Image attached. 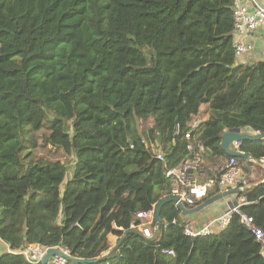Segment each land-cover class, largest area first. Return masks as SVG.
Wrapping results in <instances>:
<instances>
[{
  "label": "trees",
  "instance_id": "obj_1",
  "mask_svg": "<svg viewBox=\"0 0 264 264\" xmlns=\"http://www.w3.org/2000/svg\"><path fill=\"white\" fill-rule=\"evenodd\" d=\"M232 7L0 0V240L10 250L38 244L94 260L113 248L109 235L118 243L139 231L136 215L171 197L166 169L187 157L184 137L202 105L208 120L190 140L201 144L203 163L229 158L224 132H264V59L235 57ZM39 142L72 159L39 156ZM240 151L255 161L249 167L264 161L263 140L243 141ZM219 193L208 186L192 208ZM240 198L224 230L195 238L167 203L155 242L130 232L100 264H264V243L240 223L251 218L264 239V184ZM0 250V264H28Z\"/></svg>",
  "mask_w": 264,
  "mask_h": 264
},
{
  "label": "built area",
  "instance_id": "obj_2",
  "mask_svg": "<svg viewBox=\"0 0 264 264\" xmlns=\"http://www.w3.org/2000/svg\"><path fill=\"white\" fill-rule=\"evenodd\" d=\"M232 20H233V48L235 57L241 61L249 58L253 51L252 36L256 32L264 28V0H233L232 7ZM201 121L193 119L189 124V130L185 134V139L189 141L187 145V157L180 162L175 168L166 169V177L170 179L171 183V196L177 197L182 203L187 206H193L194 203L200 200L204 195L206 188L210 185H217L220 192L226 191L235 187L240 190L248 187L246 176L243 173L242 167L237 158L229 157L223 163L220 176L215 181H209L204 185H199L195 182L193 174L202 169L203 148L200 143L194 146L191 142V135L196 130ZM264 141V139H263ZM242 142L237 141L231 145L233 151L241 152L240 148ZM157 158L162 161L161 154H157ZM251 162V161H248ZM264 165V161H261ZM239 207L242 206L243 199L237 200ZM233 213H238V209H228L221 215L211 219L206 225L199 229L190 228L187 225L182 226L184 235L187 237L195 238L198 236H209L224 230L231 219ZM136 217L141 220V225L138 227L139 233L144 238H151L154 225V209L147 212H140ZM240 223L249 229L256 240L264 243L263 235L259 229L253 226L252 219L241 215ZM0 248L7 254L20 255L28 264H39L41 258L45 254L47 248L41 245H30L19 251H12L10 248L0 240ZM64 255H70L69 251L63 248H57ZM166 255H172V251H163ZM47 264H68V261L62 257H51Z\"/></svg>",
  "mask_w": 264,
  "mask_h": 264
},
{
  "label": "water",
  "instance_id": "obj_3",
  "mask_svg": "<svg viewBox=\"0 0 264 264\" xmlns=\"http://www.w3.org/2000/svg\"><path fill=\"white\" fill-rule=\"evenodd\" d=\"M263 139H264V132L259 133V134L250 135V134L241 132L238 129L229 130V131L224 132L221 135L220 147L223 153L228 157H235L237 159L255 162L251 159V157L247 153L233 151L231 148V145L237 141H240V142L260 141ZM158 153L161 154L160 151ZM261 184H264V180L263 182L257 185H254L253 187H256ZM245 190H247V188L240 190L238 187H235V188L223 191L222 193H219L205 200L203 203L193 208H188L184 206V204L177 197L171 196V197L165 198L161 200L154 208V228H153V233H152L151 238L142 237L139 231H130V232H134L137 235L141 236L146 242H155L158 239L160 228H161L160 210L165 204L171 202L181 212L182 216H190V215H194V214L201 212L202 210L210 207L211 205L217 203L218 201H221L225 197H229L231 200V203L229 205L230 209L235 208V207L239 209L240 207L238 205L237 200L239 199L240 194ZM184 225H186V223L182 224V226ZM130 232H125L123 237L120 239V241L106 255L102 256L101 258L94 259V260L75 259L71 257L70 255H64L57 248H48L45 254L43 255V257L41 258L39 264H47L49 259L54 256L62 257L65 260H67L68 263H71V264H100V263L109 261L113 257L115 252L119 249V247L122 245L126 236Z\"/></svg>",
  "mask_w": 264,
  "mask_h": 264
},
{
  "label": "crops",
  "instance_id": "obj_4",
  "mask_svg": "<svg viewBox=\"0 0 264 264\" xmlns=\"http://www.w3.org/2000/svg\"><path fill=\"white\" fill-rule=\"evenodd\" d=\"M260 34L259 35H253L252 36V45H253V51L251 53V55L249 56L250 60H263L264 59V48L261 49L262 52L258 53L256 52L255 46L258 43L259 39H260ZM263 38V37H261ZM263 40H261L262 42ZM208 109L206 105H202L199 108L198 114L195 116V120L205 122L208 120ZM247 134L250 135H254L253 132H246ZM226 157H223L221 160H216L215 158L212 159H208V160H204L202 169L200 170V172H195L193 174L194 180L197 184L199 185H204L206 182V179L209 175H216V173H219L221 170V167L223 165V163L226 161ZM239 162V160H238ZM248 161H241L239 162V164L242 167L243 173L246 176L247 179V183L248 180H250V183H248V187H246L247 189L253 187L254 185H257L261 182H263L264 180V165L263 164H257L258 166L256 167V171H251V167H249L247 165ZM255 163V162H253ZM244 167L247 168V171L244 172ZM254 172V173H252ZM223 191H221L220 193H222ZM231 203V200L229 197H225L223 198L221 201H218L217 203L211 205L210 207L202 210L201 212L194 214V215H190V216H182L181 215V220L183 221V223H186V225L188 226L191 225V227L193 229H199L202 228L204 225H206L211 219L221 215L222 213H224L225 211H227L228 209H230L229 205ZM188 208H192L191 206H188ZM204 218H206V221H203V223H198L199 221H202ZM108 241L109 244L112 247H114L117 243V237L113 236V235H109L108 236ZM107 253L103 254L106 255Z\"/></svg>",
  "mask_w": 264,
  "mask_h": 264
},
{
  "label": "rangeland",
  "instance_id": "obj_5",
  "mask_svg": "<svg viewBox=\"0 0 264 264\" xmlns=\"http://www.w3.org/2000/svg\"><path fill=\"white\" fill-rule=\"evenodd\" d=\"M259 34L263 38L260 37L258 43L255 46V49H256V52L261 53L262 52L261 49L264 48V28H262L260 31L255 33V35H259ZM261 40H263V41L261 42ZM140 126L143 129L148 127V126L150 127V122H146V121L145 122H141ZM36 135L38 137H40V133H37ZM38 146H39L38 147L39 148L38 149V155L39 156L46 157V158L51 159L53 161L58 160V161L63 162V163H65L69 159H72L71 157H68V156L66 157L65 155H63L62 150H58V149H55V148H53V149L49 148L48 150H46V148H41L42 147V143H40V142L38 143ZM250 167H251V171H256L255 170L256 169V165L255 164L250 165ZM246 171H247V168H246ZM252 173H254V172H252ZM67 179H68V177H67V174H66L65 175V180H67ZM248 183H250V180H248ZM203 221H206V218H204L202 221H199L198 223H203ZM188 226L191 228V225L188 224Z\"/></svg>",
  "mask_w": 264,
  "mask_h": 264
}]
</instances>
